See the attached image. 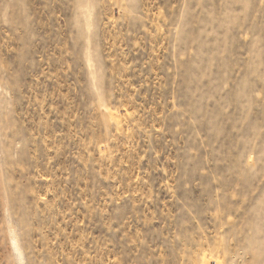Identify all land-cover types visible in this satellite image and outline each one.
<instances>
[{"label":"rangeland","instance_id":"1","mask_svg":"<svg viewBox=\"0 0 264 264\" xmlns=\"http://www.w3.org/2000/svg\"><path fill=\"white\" fill-rule=\"evenodd\" d=\"M0 264H264V0H0Z\"/></svg>","mask_w":264,"mask_h":264},{"label":"bare ground","instance_id":"2","mask_svg":"<svg viewBox=\"0 0 264 264\" xmlns=\"http://www.w3.org/2000/svg\"><path fill=\"white\" fill-rule=\"evenodd\" d=\"M14 234V233H13ZM15 240V239H14Z\"/></svg>","mask_w":264,"mask_h":264}]
</instances>
